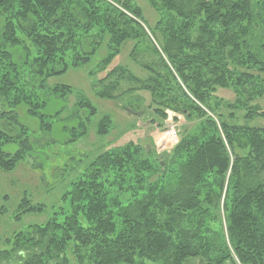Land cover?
I'll use <instances>...</instances> for the list:
<instances>
[{"label":"trees","instance_id":"16d2710c","mask_svg":"<svg viewBox=\"0 0 264 264\" xmlns=\"http://www.w3.org/2000/svg\"><path fill=\"white\" fill-rule=\"evenodd\" d=\"M146 1L156 14L148 30L135 0H0L1 171L27 158L42 174L46 167L43 144L18 119L21 105L40 133L49 136L60 122L67 141L86 134L84 120L97 108L72 86L48 80L102 48L87 72L97 97L134 93L135 110L147 104L151 123L162 125L168 112L190 123L169 152L129 142L69 157L76 166L64 159L55 181L66 206L23 194L13 221L48 216L0 237V264H71L70 254L76 264H264V126L249 125L264 119V0ZM129 41L130 58L148 73L143 79L114 62ZM140 48L156 58L141 62ZM124 79L137 87L114 95ZM220 88L234 99L219 97ZM70 95L74 112L47 111L49 101L64 105ZM112 128L102 115L95 133ZM9 144L16 149L5 150Z\"/></svg>","mask_w":264,"mask_h":264},{"label":"rangeland","instance_id":"374dc122","mask_svg":"<svg viewBox=\"0 0 264 264\" xmlns=\"http://www.w3.org/2000/svg\"><path fill=\"white\" fill-rule=\"evenodd\" d=\"M136 4L141 8L143 17L145 19L146 29L152 27L156 20V14L154 9L147 3L146 0H135ZM134 44L128 42L122 48L121 55L114 61L124 67H127L135 76L143 79L148 73L141 68L130 58V51ZM104 54L102 48L99 53L92 57L90 62L78 67H70L65 73L56 75L48 80L49 85L55 84H67L72 86L73 90L79 92L82 96L89 99L91 103L97 108V113L93 116H89L84 120L87 127L85 135L79 136L75 141H67L68 135H64L61 131V123L57 122L53 125L52 133L48 136L44 132L40 133L38 130V121L36 118L28 115L25 112L24 106L17 108L18 119L21 124L25 125L30 131L31 135L36 139H40L39 144H43L40 151L45 154L43 174L41 168H37L36 165L27 158L24 162H21L14 171L3 172L0 170V206L3 205L7 211L5 215L0 214V237L6 238L14 230H20L29 224H39L46 220L47 213H30L25 214L19 221H13L11 215L14 209L21 199L23 194L30 197L32 202L44 203L50 206L52 203L65 207L64 201L60 200L62 193L61 184H57L55 181V171L58 166H62L65 159L69 165L76 166L75 161L80 160L86 154H94L102 150H108L113 147H119L129 142L139 143L142 147L146 148L148 152H154L161 154L169 152L176 144L175 140L169 137L171 129L176 131L177 140L179 134L184 126H189L190 123L186 122L181 114H177V119L168 118V124L165 122L162 125L157 123H151L154 119L152 112L147 108V104H144L139 108L140 116L136 114L128 113L121 106L124 105L125 109H137L138 101L135 99V94L132 93L123 95V98L119 99H101L96 96L95 91L97 89L91 86V78L88 75V71L94 68L95 63L100 56ZM138 58L141 62H149L156 58L152 52H145L143 48L138 51ZM113 63L111 66H113ZM110 66V67H111ZM104 75L103 72H97L94 77L101 78ZM137 87V84L130 80H122L118 89L114 92V95L124 93L129 88L133 89ZM144 96L146 103H148V94L140 92ZM216 94L219 97L233 100L234 95L227 89H217ZM129 96L130 104H128L125 98ZM75 101V96L70 95L67 99V103H63L58 99H53V102L48 103L47 111L50 112L56 107H64V112L75 111L70 109ZM259 105L264 108V98L259 99ZM86 112V110H84ZM135 110V112H139ZM102 115H108L112 122L113 128L107 135H97L95 133V124ZM61 116L65 117L66 114ZM172 121V123L170 122ZM238 120L242 123V119ZM4 123V122H3ZM251 126H264V119L256 118L249 122ZM67 142H66V141ZM49 143L45 145V143ZM5 150L14 151L16 145H5ZM69 157H74L75 161H71ZM39 162H42L41 159ZM83 164L79 163L78 167ZM39 167V166H38ZM63 180L62 182H64ZM59 185V186H58ZM6 196L7 198H4ZM69 261L71 264H76L75 257L69 255ZM146 264H154L147 262ZM190 264H198L197 260H191Z\"/></svg>","mask_w":264,"mask_h":264},{"label":"water","instance_id":"95a60500","mask_svg":"<svg viewBox=\"0 0 264 264\" xmlns=\"http://www.w3.org/2000/svg\"><path fill=\"white\" fill-rule=\"evenodd\" d=\"M127 111L130 112V113H132V114H136V115L140 116V112H135V111H132V110H130V109H127ZM172 115H174V117H177V114H176V113H170V114L168 115V118H172ZM170 122L172 123L171 120H170ZM168 123H169L168 120H166V121H165V124H168Z\"/></svg>","mask_w":264,"mask_h":264},{"label":"built area","instance_id":"2783aa9c","mask_svg":"<svg viewBox=\"0 0 264 264\" xmlns=\"http://www.w3.org/2000/svg\"><path fill=\"white\" fill-rule=\"evenodd\" d=\"M176 131H174V129H171V134H169V137H171L173 140H175V143L177 142V135H176Z\"/></svg>","mask_w":264,"mask_h":264}]
</instances>
